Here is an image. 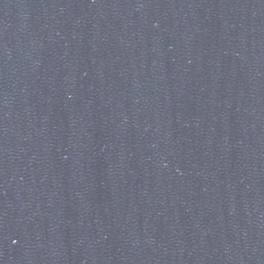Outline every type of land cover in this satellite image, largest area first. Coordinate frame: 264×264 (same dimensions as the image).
<instances>
[{"label": "water", "instance_id": "water-1", "mask_svg": "<svg viewBox=\"0 0 264 264\" xmlns=\"http://www.w3.org/2000/svg\"><path fill=\"white\" fill-rule=\"evenodd\" d=\"M0 264H264V0H0Z\"/></svg>", "mask_w": 264, "mask_h": 264}]
</instances>
